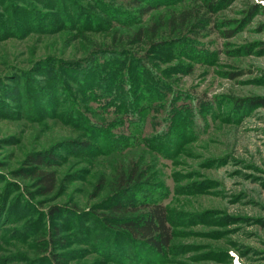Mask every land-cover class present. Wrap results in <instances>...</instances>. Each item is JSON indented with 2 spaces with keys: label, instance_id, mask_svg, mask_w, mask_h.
<instances>
[{
  "label": "rangeland",
  "instance_id": "1",
  "mask_svg": "<svg viewBox=\"0 0 264 264\" xmlns=\"http://www.w3.org/2000/svg\"><path fill=\"white\" fill-rule=\"evenodd\" d=\"M135 1L0 0V264H264V0H168L147 16ZM187 10L206 16L207 32L165 38L150 66L171 90L165 104L191 113L141 133L86 98L81 84L113 58L93 54L99 45ZM106 131L129 137L124 148L109 151L119 144ZM152 133L175 153L153 151ZM131 167L147 182L121 199L168 208L164 255L101 225ZM41 171L56 175L50 193Z\"/></svg>",
  "mask_w": 264,
  "mask_h": 264
},
{
  "label": "trees",
  "instance_id": "2",
  "mask_svg": "<svg viewBox=\"0 0 264 264\" xmlns=\"http://www.w3.org/2000/svg\"><path fill=\"white\" fill-rule=\"evenodd\" d=\"M158 1L138 0L135 2L137 8L142 6L141 2L146 4V7L141 10L142 14L146 16L160 10L166 2L169 5L174 3V1L169 2L168 0H162L163 2L161 0ZM217 3L218 0L212 1L209 5L215 7ZM208 25L209 20H207L204 14L187 10L179 14H171L166 22L160 21L154 25L146 24L126 33L117 30L113 34L114 39L108 45H99L96 52L93 53L113 58L112 62H105L108 66V72L104 71L98 76L96 79L98 81L86 80L84 84H81L86 98H99L100 102L106 100L103 107H110L119 116H124L141 133H143V130L145 131L144 125H142L144 123H150L153 120L157 122L160 119L174 122L179 117H182L181 114L191 113V110L185 106L186 104H180L181 107L179 105V107L176 106L173 101H167V104H165V100L168 99V93L171 90L162 85L163 82L153 71V67L150 66V61L153 58L152 54H154L157 46H168L165 38H175L177 41L184 42L189 40L184 36L187 32H195L198 36H201L204 32H207ZM164 28L166 30L161 31ZM234 36L235 33L230 32L227 37L232 38ZM161 38L164 39L161 40ZM147 47L153 52L147 51ZM122 56L123 58H120ZM125 83L129 88H125ZM164 105H166V109L161 112ZM192 123L193 121H190L186 124L188 125L187 128H183V135L185 131V135H189L188 133L190 132ZM106 133L109 134L107 131L102 133L105 136V140L115 141V143L119 144L116 147L111 146V148H108L110 149L109 151L120 149L122 146L124 148L129 138L125 137L123 140L112 139L110 136H106ZM91 136L96 135L91 133ZM149 136H144L143 138L146 139L148 142L147 145L153 151L162 154L164 157H169L170 154L175 153L176 144L170 140L165 141L166 138L162 139L159 136L153 135V133L149 134ZM137 142L138 140L135 141V143ZM103 148L106 149L105 146ZM171 149H173L172 152H170ZM31 160L37 163L38 167L44 165L42 158H31ZM37 178L45 193H50L55 189L57 183L55 173L41 171ZM145 182L147 180L141 176L139 169L135 167L120 171L114 182L115 187H113L116 202L109 206V215L105 216V218H99L101 225H104L108 231L123 233L131 241L148 246L155 253L164 255L172 247L174 241V232L170 224L168 208L155 200L148 201L145 199L139 201V199L136 200L132 197L126 201L121 199L122 195L127 197L132 191L144 185ZM106 221L110 225H107Z\"/></svg>",
  "mask_w": 264,
  "mask_h": 264
}]
</instances>
